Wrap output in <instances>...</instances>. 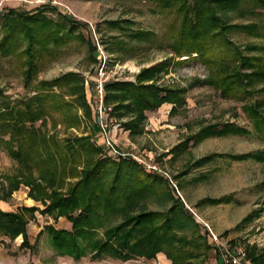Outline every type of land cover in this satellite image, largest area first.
Returning a JSON list of instances; mask_svg holds the SVG:
<instances>
[{
	"label": "trees",
	"instance_id": "1",
	"mask_svg": "<svg viewBox=\"0 0 264 264\" xmlns=\"http://www.w3.org/2000/svg\"><path fill=\"white\" fill-rule=\"evenodd\" d=\"M147 2L153 8L152 13L171 18L167 26V48L171 57L140 69L132 81L110 80L104 84V103L112 107L110 116L122 132L131 138L142 135L145 113L155 112L163 104L171 105L169 116L176 114L185 104L187 89L208 87L222 99L246 100L254 94H264V42L239 46L229 37L242 34L264 39V24H232L221 17L222 13L236 11L248 3L264 10V0ZM47 13L55 16L49 17ZM261 15L264 17V12ZM129 25L125 20L105 22L107 28L125 32L131 40L153 37L150 31L129 30ZM85 27L71 16L57 12L50 4L27 12L13 9L0 12V58L19 61L25 91L21 98L12 101L0 90V150L24 171L51 174L50 180L40 178L41 184L34 182L33 187L36 194L48 201L41 214L55 213L70 223L68 230L46 226L39 232L45 231L51 249L58 256L74 262L85 257L92 262L103 259L126 262L140 258L153 260L161 254L170 264H193L191 261L197 259L200 249L211 248L210 237L204 232L205 241H200L199 236L192 238L183 234L195 223L168 182L146 171L133 159H112L94 144L91 134L60 139L40 129L46 122L51 128L56 125L71 128L82 122L91 123L92 131L95 127L80 75L69 72L51 80H36L43 65L55 60L62 48L75 40L84 41L78 31ZM85 43L89 61L94 65L100 63L94 44L90 40ZM112 46L118 51H129L126 41L116 40ZM188 63L201 66L206 76L186 87L157 83L172 68ZM241 110L264 145V100L249 101ZM37 123L39 126L35 127ZM247 134L244 128L233 123L208 124L172 147L169 153L171 159H175L188 147L208 138ZM215 159L233 163L249 160L260 164L263 179L259 186L263 190L261 204L264 205L263 151L210 153L189 166L198 168ZM20 176L19 173L18 178L14 177L16 184L22 182ZM71 179L76 181L68 183ZM203 179V175H198L192 180L200 182ZM65 185L67 188L62 190ZM162 186L168 187V191H163ZM47 189L51 191L48 193ZM158 194L169 200L168 209L162 212L146 210L145 201ZM30 196L33 197L31 192ZM229 201V196L205 197L196 204L217 206ZM34 211V208H20L18 212L0 209V237L13 241L20 236L19 249L31 251L22 213L32 216ZM261 212V207L250 211L233 230L251 224ZM108 216H119L121 220L104 228ZM228 245L232 252L234 244L230 241ZM245 256L249 264H264V248L246 246ZM214 264L223 263L216 256Z\"/></svg>",
	"mask_w": 264,
	"mask_h": 264
},
{
	"label": "rangeland",
	"instance_id": "2",
	"mask_svg": "<svg viewBox=\"0 0 264 264\" xmlns=\"http://www.w3.org/2000/svg\"><path fill=\"white\" fill-rule=\"evenodd\" d=\"M44 4L54 6L57 12L71 16L86 27L78 31L84 41L75 40L67 47L62 48L55 60L43 65L36 76V80H51L69 72L78 74L83 79L85 98L88 103L90 101V83H92L91 79L95 77L96 65L88 59L86 40H90L94 44L96 56L99 54L98 51H101L106 58L107 63L104 71L108 79L132 81L140 69L171 57L167 48V26L171 22V18L163 14L152 13L153 8L147 0H0V12L4 13L8 9L27 12ZM252 5V3L241 5L236 11L222 13L221 17L232 24H264V17L261 15L264 10ZM47 16L53 18L55 15L47 13ZM109 20L128 21L130 23L129 30L150 31L153 37L149 40H131L125 32L107 28L105 22ZM229 37L233 43L239 46L264 42V39L247 37L242 34H231ZM116 40L126 41L129 51L116 50L112 46ZM205 76L206 72L201 66L188 63L172 68L157 83L186 87L194 80H201ZM0 90L12 101L25 94L22 87L20 65L16 58H0ZM184 99V106L172 116L167 114L168 110L163 116L160 113L152 117L148 115L151 117L150 120L160 128L152 133L148 132L147 136L136 137L129 141L123 139L121 145L117 142L120 150L139 156V159L155 165L160 171L162 170L168 175L169 179L164 177V180L173 184V188L185 209H190L197 217V219L192 217L195 225H191L183 234L192 238L199 236L200 241H205L202 231L203 223L218 238L228 243L232 241L234 252L240 249L245 254L246 246L251 245L258 249L264 248V205L261 204L263 190L259 186L263 179L261 165L249 160L233 163L226 159H215L198 168L189 166L192 161L210 153L264 152V145L257 139L249 120L241 110V106L249 101L252 103L255 100H264V94H254L246 100L222 99L211 88L195 87L186 90ZM158 111L160 110L156 112ZM78 114L80 113L78 112ZM223 123H233L244 128L248 134L245 136L208 138L195 146L188 147L187 151L175 159H171L170 149L183 139L196 133L199 128L205 125ZM38 126V123L35 124V127ZM40 129L46 135L53 134L60 139L75 138L86 134H91L92 138L91 123L86 122L71 128H63L59 125L51 128L46 122V125ZM19 173L23 183L16 184L14 179L18 178ZM198 175H203L204 179L200 182H193L192 179ZM40 178L50 180L51 174L49 172L38 174L36 171H24L0 150V208L9 212H18L20 208L35 209L32 216L22 213L27 223L26 241L31 251L19 249L20 236L13 241L0 237V246L8 256L14 258L15 263L144 264L141 258L126 262L110 259L92 262L89 257H85L74 262L67 257H60L55 254L49 245L45 231L43 230L41 234L39 232L46 226L57 230H68L70 223L65 217H58L55 213L41 214L48 201L42 199L34 190L33 183L41 184ZM31 179H33L32 182H30ZM67 181L73 183L76 180ZM25 182L30 184L26 185ZM66 188L65 185L62 190ZM162 190L168 191V187L162 186ZM50 191L47 189L48 193ZM30 192L35 200L30 196ZM223 196H229V203L217 206H198L196 204L205 197L218 199ZM169 205V200L158 194L147 199L144 208L148 211L162 212L166 211ZM259 207L262 208V212L257 219L249 225L233 230L232 227L238 224L245 215L250 211L259 209ZM120 220L119 216H108L104 228L113 226ZM215 224L219 225L220 229L227 227L228 234L224 235L223 231L219 232L218 227L215 228ZM215 252L216 250L212 248L208 250L202 248L197 252L199 254L197 259L192 260L191 263L214 264L216 256L220 258L219 253L215 255ZM153 261L164 264L162 258L156 259V257L147 264H152Z\"/></svg>",
	"mask_w": 264,
	"mask_h": 264
},
{
	"label": "built area",
	"instance_id": "3",
	"mask_svg": "<svg viewBox=\"0 0 264 264\" xmlns=\"http://www.w3.org/2000/svg\"><path fill=\"white\" fill-rule=\"evenodd\" d=\"M98 52L101 61L100 63L96 64L95 77L91 79L92 83H90L91 88L89 95V105L92 111L95 126L97 128V137L101 139L100 147L104 152L109 154L112 159H133L146 171L154 172L157 175H160L163 179L164 177L168 178V175L162 170L160 171L155 165L145 162L132 154L120 152L116 148L115 142L111 135L112 131L116 130V125L113 119L110 117L112 107L104 103V84L107 81L117 79L106 78V72L104 71L106 68V58L103 56L101 51ZM92 141L95 143V138H92ZM171 186L173 187V184H171ZM187 211L192 217L197 219L190 209H187ZM202 226V231L206 232L210 237V247L219 253L223 264H249L245 258L243 250L239 249L237 252H231L227 241H223L221 238H218L216 235H214L205 224L202 223ZM141 260L144 264H147L150 261L145 259ZM152 264L160 263L158 261H153Z\"/></svg>",
	"mask_w": 264,
	"mask_h": 264
},
{
	"label": "crops",
	"instance_id": "4",
	"mask_svg": "<svg viewBox=\"0 0 264 264\" xmlns=\"http://www.w3.org/2000/svg\"><path fill=\"white\" fill-rule=\"evenodd\" d=\"M168 107H169V109H170V107H171V105H168V104H163L158 110H160V111H158V112H152V113H145V116H146V120H145V123H144V127H143V133H142V135H140V136H138V137H142V136H147V134H148V132H154V130H156V129H158V128H160V127H158V125L157 124H155L154 122H152L151 120H150V118L152 117V116H154V115H156V114H159L160 113V115H162L163 116V114H166L167 113V110H168V112H169V109H168ZM168 114V113H167ZM148 115H150V116H148ZM111 117V116H110ZM112 119H113V121L115 122V125H116V130L114 131H112V139L114 140V142H115V145H116V148L118 149V150H120L121 148L119 147V145L117 144V142L121 145L122 143H121V140H127V141H129V140H131V139H134V138H131V137H129L128 135H127V133L126 132H122V130H120V128L118 127V125H117V121L113 118V117H111ZM153 121H154V118H153ZM98 135H97V128H96V126L94 127V129H93V131H92V138H95V144L97 145V146H99V144L101 143V139L99 138V137H97ZM136 138V137H135ZM98 141V142H97ZM120 152H122L121 150H120ZM123 153H127V154H132V155H134L133 153H130V152H123ZM171 156V155H170ZM136 157H138V158H140L139 156H136ZM1 209V208H0ZM2 211H6V210H4V209H1ZM64 226V225H63ZM215 226V228H216V226L218 227L219 225H217V224H215L214 225ZM233 228V227H232ZM217 230H219V232L221 231H223V233L224 232H228L227 231V227H225V229H220V227H218V229ZM228 234V233H227ZM226 234V235H227ZM210 244V243H209ZM159 258H162V261H164V264H170L161 254H158L157 256H156V259H159ZM14 258L13 257H10V256H8L7 255V253L5 252V251H3V248L0 246V264H17V263H15L14 261ZM71 260V259H70ZM61 263H63V262H61Z\"/></svg>",
	"mask_w": 264,
	"mask_h": 264
}]
</instances>
